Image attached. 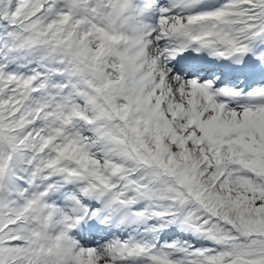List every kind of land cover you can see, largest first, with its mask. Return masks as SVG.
Listing matches in <instances>:
<instances>
[{"label":"snow or ice","instance_id":"obj_1","mask_svg":"<svg viewBox=\"0 0 264 264\" xmlns=\"http://www.w3.org/2000/svg\"><path fill=\"white\" fill-rule=\"evenodd\" d=\"M0 264H264V0H0Z\"/></svg>","mask_w":264,"mask_h":264}]
</instances>
